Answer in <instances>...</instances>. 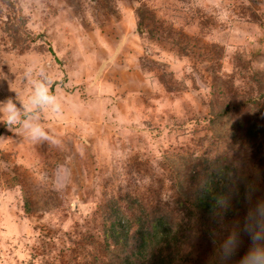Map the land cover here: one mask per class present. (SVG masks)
Returning a JSON list of instances; mask_svg holds the SVG:
<instances>
[{
  "label": "rangeland",
  "instance_id": "obj_1",
  "mask_svg": "<svg viewBox=\"0 0 264 264\" xmlns=\"http://www.w3.org/2000/svg\"><path fill=\"white\" fill-rule=\"evenodd\" d=\"M33 65L53 79L64 109L40 114L58 143L0 123V264H109L100 213L111 202L132 232V198L143 217L157 206L185 227L173 264L264 257V132L252 143L232 116L215 137L207 120L238 103L240 127H264V0H0V100L25 99ZM177 156L194 194L206 162L229 167L251 191L228 217L220 210L215 228L213 214L187 221ZM233 188L228 181L221 208L237 209Z\"/></svg>",
  "mask_w": 264,
  "mask_h": 264
},
{
  "label": "trees",
  "instance_id": "obj_2",
  "mask_svg": "<svg viewBox=\"0 0 264 264\" xmlns=\"http://www.w3.org/2000/svg\"><path fill=\"white\" fill-rule=\"evenodd\" d=\"M260 97H264V91L259 94ZM256 100V98H246L245 104L249 106ZM238 103L228 104L227 102L221 104L217 109L210 110V117H208V123L210 130L215 137L224 136L228 128H224L227 124H231V121L236 123L238 130L245 129L248 140L250 142L253 137H257L260 131L264 132V127H259L253 120L246 123L244 127H240L241 123L238 122L240 115H236L234 109L237 108ZM239 105H241L239 103ZM253 108L252 106H250ZM262 118L264 121V108L262 107ZM230 121L228 118L232 117ZM247 121V120H246ZM245 121V122H246ZM222 129L225 130L222 133ZM231 131L229 133V136ZM254 143V140L252 141ZM264 148V140L260 142ZM184 156L179 155V158ZM178 156L173 157L171 160L175 166L176 173V187L178 188L180 199L178 200V208L185 209V216L187 221H191L195 211L202 217L206 214H213V221L211 227L215 228L216 220L220 217V210H223L224 217H228L229 214L238 210L240 200L245 196V193L251 191V186H246V183H241L237 180V175H232L230 169L227 166H219L207 164L198 166L199 170H205L204 176L200 179V185L198 186L195 194L193 190H189L186 184L188 180L193 178V173H185L184 166L181 161H178ZM176 163V164H175ZM196 165V164H195ZM196 167V166H195ZM216 178L221 179V183L218 185L215 181ZM228 181L234 184L232 192L234 193V203L236 208L220 207L219 201L223 198L225 191V185ZM213 186V187H211ZM210 188V189H209ZM212 188V189H211ZM129 197V195H126ZM131 201L136 202L140 207V214L145 212L146 207L144 203L138 204V199L132 198ZM145 217L142 215H135L133 222L135 223L134 230L130 232L131 221L126 219L120 214L118 209L111 207V202H108V210H103L100 213L103 218L102 230V243L101 250L106 252L107 248L111 246L112 259L109 264H173L175 260V254L178 252L179 240L186 237L185 227L181 223H176L172 217L168 218L162 209L155 207H148ZM32 207H27L26 210H31ZM264 213V212H261ZM256 218V212L252 209H248L246 217L248 219ZM206 218V217H205ZM170 219V220H169ZM262 236L264 237V222L261 224ZM187 226V225H186ZM209 226V225H208ZM209 230L206 227L204 230H199L201 233H205ZM264 241V240H263ZM177 244V245H176ZM105 250V251H104ZM242 253V251H239ZM264 255V254H263ZM245 259L248 263L259 264L264 263L263 256H253L251 252L244 253ZM261 260L260 262L258 260Z\"/></svg>",
  "mask_w": 264,
  "mask_h": 264
},
{
  "label": "clouds",
  "instance_id": "obj_3",
  "mask_svg": "<svg viewBox=\"0 0 264 264\" xmlns=\"http://www.w3.org/2000/svg\"><path fill=\"white\" fill-rule=\"evenodd\" d=\"M23 78L29 85L27 96L23 100L17 97L15 100L11 97L0 100V123L8 130L16 129L18 134L32 142L58 143L45 129L40 117L42 111L54 116L63 112V102L52 92L53 79L43 67L36 69L34 65L26 69ZM0 79H7L2 71ZM17 101L20 107H17Z\"/></svg>",
  "mask_w": 264,
  "mask_h": 264
}]
</instances>
